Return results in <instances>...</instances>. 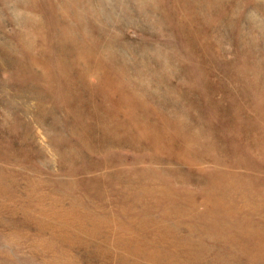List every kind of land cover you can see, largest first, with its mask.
<instances>
[{
	"label": "rangeland",
	"instance_id": "rangeland-1",
	"mask_svg": "<svg viewBox=\"0 0 264 264\" xmlns=\"http://www.w3.org/2000/svg\"><path fill=\"white\" fill-rule=\"evenodd\" d=\"M0 264H264V0H0Z\"/></svg>",
	"mask_w": 264,
	"mask_h": 264
},
{
	"label": "bare ground",
	"instance_id": "bare-ground-1",
	"mask_svg": "<svg viewBox=\"0 0 264 264\" xmlns=\"http://www.w3.org/2000/svg\"><path fill=\"white\" fill-rule=\"evenodd\" d=\"M71 39H73V38H71ZM74 39H75V38H74ZM67 41L69 42V41H70V39H68Z\"/></svg>",
	"mask_w": 264,
	"mask_h": 264
}]
</instances>
